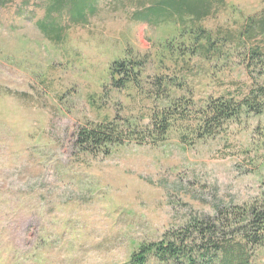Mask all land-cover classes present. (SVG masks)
I'll return each instance as SVG.
<instances>
[{
  "label": "rangeland",
  "instance_id": "rangeland-1",
  "mask_svg": "<svg viewBox=\"0 0 264 264\" xmlns=\"http://www.w3.org/2000/svg\"><path fill=\"white\" fill-rule=\"evenodd\" d=\"M211 1L196 20L147 16L154 0H97L78 24L68 7L48 14L51 0H0V264H130L191 216L264 192V113L203 140L190 133L192 115L157 145L127 142L107 157L75 148L85 125H147L163 107L158 78L171 80L166 94L198 104L247 94L260 41L240 35L264 0ZM39 23L66 31L48 38ZM117 61L140 65L139 88L113 82Z\"/></svg>",
  "mask_w": 264,
  "mask_h": 264
},
{
  "label": "trees",
  "instance_id": "trees-1",
  "mask_svg": "<svg viewBox=\"0 0 264 264\" xmlns=\"http://www.w3.org/2000/svg\"><path fill=\"white\" fill-rule=\"evenodd\" d=\"M96 2L97 0H51L48 14L68 7L72 21L79 24L86 20L87 15L95 12ZM154 3L147 16L173 12L178 16H191L196 20L207 16L213 6L211 0H154ZM38 28L48 38L56 40L61 39L66 31L65 28L46 23H39ZM198 32V41H204L206 45L209 43L207 47L213 50L216 44L210 37H206L204 31ZM240 38L249 41V44L255 40L260 41L259 48H250L248 54L250 64H247L246 68L256 73V77L247 94L237 98L210 97L198 104L193 95L186 98L166 94L171 80L158 78L155 87L162 94L155 95V98L163 103V107L153 111L147 125L142 129L129 122L120 124L116 121L85 125L75 134V148L86 155L107 157L111 155L113 148L123 146L127 142L139 145L150 142L157 145L165 140L175 121H189L192 115H195L196 123L190 133L197 140L220 135L231 122L262 115L264 11L259 17L248 19ZM246 46L247 44L244 50L247 49ZM138 66L140 65L124 61L113 63V82L119 88H126L130 82L139 88V81L136 79ZM132 74L135 79H130ZM262 251L264 192L249 204L218 208L213 217L191 216L183 226L168 232L162 241L141 245L133 253L130 264H149L151 261L156 264H259L258 255Z\"/></svg>",
  "mask_w": 264,
  "mask_h": 264
}]
</instances>
